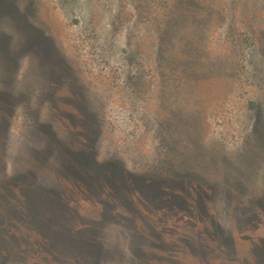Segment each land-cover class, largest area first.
Returning a JSON list of instances; mask_svg holds the SVG:
<instances>
[{
    "label": "rangeland",
    "instance_id": "1",
    "mask_svg": "<svg viewBox=\"0 0 264 264\" xmlns=\"http://www.w3.org/2000/svg\"><path fill=\"white\" fill-rule=\"evenodd\" d=\"M0 264H264V0H0Z\"/></svg>",
    "mask_w": 264,
    "mask_h": 264
}]
</instances>
